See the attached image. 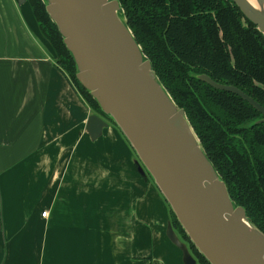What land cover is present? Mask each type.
Returning a JSON list of instances; mask_svg holds the SVG:
<instances>
[{"label": "crops", "instance_id": "crops-1", "mask_svg": "<svg viewBox=\"0 0 264 264\" xmlns=\"http://www.w3.org/2000/svg\"><path fill=\"white\" fill-rule=\"evenodd\" d=\"M90 113L29 1L0 0V264H187L162 192Z\"/></svg>", "mask_w": 264, "mask_h": 264}, {"label": "water", "instance_id": "water-1", "mask_svg": "<svg viewBox=\"0 0 264 264\" xmlns=\"http://www.w3.org/2000/svg\"><path fill=\"white\" fill-rule=\"evenodd\" d=\"M45 1L75 60L76 77L112 116L192 242L211 264H264V244L251 226L256 227L244 207L231 199L184 109L159 82L120 18L119 0ZM253 1L255 6L249 0H233L264 34V5L259 4L264 0ZM200 77L248 100L264 120V106L241 88L205 73ZM106 124L100 114L87 117L92 136ZM193 261L185 254L187 264Z\"/></svg>", "mask_w": 264, "mask_h": 264}, {"label": "trees", "instance_id": "trees-1", "mask_svg": "<svg viewBox=\"0 0 264 264\" xmlns=\"http://www.w3.org/2000/svg\"><path fill=\"white\" fill-rule=\"evenodd\" d=\"M54 58L87 105L108 115L76 77L75 60L45 0H28ZM118 11L159 82L182 107L235 204L264 233V120L239 94L200 77L235 85L264 106V34L233 0H119ZM114 121V119H113ZM115 122V121H114ZM116 124V122H115ZM145 178L146 172L136 162ZM170 222L199 264H211L175 212Z\"/></svg>", "mask_w": 264, "mask_h": 264}, {"label": "rangeland", "instance_id": "rangeland-1", "mask_svg": "<svg viewBox=\"0 0 264 264\" xmlns=\"http://www.w3.org/2000/svg\"><path fill=\"white\" fill-rule=\"evenodd\" d=\"M121 15V14H120ZM120 18L122 19V20H124L125 21V19H124V17L121 15L120 16ZM49 42V41H48ZM50 43V42H49ZM51 45V44H50ZM52 47V46H51ZM52 52H53V55H55L54 54V51H53V49H52ZM77 94H78V96L80 97V99L81 100H83L84 101V99L81 97V95L79 94V92L77 91ZM85 102V101H84ZM86 103V102H85ZM87 104V103H86ZM91 109V112L92 113H97V114H99L98 112H96L95 110H93L92 108H90ZM103 116V115H102ZM106 120H107V122H109V123H111V124H113V125H115L118 129H119V127H118V125L117 124H115V122L113 121V118H112V116H110L109 114L108 115H105V116H103ZM127 140V139H126ZM132 147V146H131ZM133 148V147H132ZM133 150V156H134V158L137 160V163L139 164V166L141 167V169H143L145 172H146V175H145V178L144 179H146V178H148L147 180L149 181H151V182H153L154 184H155V182H154V180H153V177H152V175L150 174V172L147 170V168L143 165V163L141 162V160L139 159V157L137 156V154H136V152H135V150H134V148L132 149ZM135 167H136V161H135ZM137 169V168H136ZM156 185V184H155ZM167 203H168V201H167ZM168 205H169V207H170V204L168 203ZM171 208V207H170ZM171 227H172V237H173V239L180 245V246H185V249H186V253L185 254H188L189 256H191V257H193V262L191 263V264H199L198 262H197V258L193 255V253L191 252V250H190V248H189V245H188V242H186L181 236H180V234L177 232V230L172 226V224H171Z\"/></svg>", "mask_w": 264, "mask_h": 264}, {"label": "bare ground", "instance_id": "bare-ground-1", "mask_svg": "<svg viewBox=\"0 0 264 264\" xmlns=\"http://www.w3.org/2000/svg\"><path fill=\"white\" fill-rule=\"evenodd\" d=\"M250 2H251V4H253L254 5V1L253 0H249ZM262 2V3H261ZM259 4L261 5V4H263L264 5V1H261ZM255 6V5H254ZM257 7V6H256ZM246 222L249 224V225H251L247 220H246ZM253 229H254V232H255V235H256V237L259 239V241H261L263 244H264V236L262 235V234H260L259 233V231L256 229V228H254L253 226H251Z\"/></svg>", "mask_w": 264, "mask_h": 264}, {"label": "built area", "instance_id": "built-area-1", "mask_svg": "<svg viewBox=\"0 0 264 264\" xmlns=\"http://www.w3.org/2000/svg\"><path fill=\"white\" fill-rule=\"evenodd\" d=\"M45 213H46V211H45V210H43V211H42V214H45Z\"/></svg>", "mask_w": 264, "mask_h": 264}]
</instances>
